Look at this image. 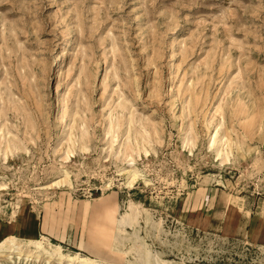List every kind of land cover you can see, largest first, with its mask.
<instances>
[{"label": "rangeland", "instance_id": "obj_1", "mask_svg": "<svg viewBox=\"0 0 264 264\" xmlns=\"http://www.w3.org/2000/svg\"><path fill=\"white\" fill-rule=\"evenodd\" d=\"M129 201L172 264H264V0H0V220L46 248L21 257L152 264L131 225L100 243Z\"/></svg>", "mask_w": 264, "mask_h": 264}, {"label": "bare ground", "instance_id": "obj_2", "mask_svg": "<svg viewBox=\"0 0 264 264\" xmlns=\"http://www.w3.org/2000/svg\"><path fill=\"white\" fill-rule=\"evenodd\" d=\"M62 56L63 54L61 55V57ZM60 117H62V114H60ZM218 154H220V151H217V155ZM136 208L137 206L131 201H129L128 204L126 205L125 211L121 214V216L117 220V233H116V236L113 237L111 248L121 253L122 252L125 253V250H120L119 248V245H120L119 232L125 230V225H131L134 228L131 247L132 248L138 247V253L140 254L144 263L146 261H149L152 264H172L169 261L160 257L158 254L151 253V251L147 248V246L138 243L139 235L136 230V224L138 221V217L136 214L137 213ZM23 244L30 245L35 250L36 249L46 250V248L42 244V241L37 238H33L31 235L22 237L19 234L9 233L0 239V255L6 254V253H16L15 259H9V260L15 261L16 259H18V261H20V259L25 258V264H31L34 262V259L32 257H29V255L24 258L21 257ZM59 247L60 246L57 244L55 245L54 248H51V250H52V253H55V252L59 253V255L62 258L64 254L59 251L60 250ZM67 258H70L73 260V259H78L79 256L69 255ZM79 260H81L83 263H86L90 261L91 259L88 257H81L79 258ZM100 264H103V263L101 262ZM174 264H183V263L178 262Z\"/></svg>", "mask_w": 264, "mask_h": 264}, {"label": "crops", "instance_id": "obj_3", "mask_svg": "<svg viewBox=\"0 0 264 264\" xmlns=\"http://www.w3.org/2000/svg\"><path fill=\"white\" fill-rule=\"evenodd\" d=\"M113 213L109 211L107 217L112 219ZM19 217V220L17 221L18 218H15V220H10V221H5V220H0V239L8 234V233H13V234H19L21 236H26L27 234H30L31 236H36L39 233V216L37 214H30V213H22ZM117 219L114 222L115 224L117 223ZM97 229V234L100 235L101 240L100 243L103 244L104 240L109 241L111 238L112 240L110 241L112 243L113 237L116 231V225L114 229V234L111 236L108 227L106 225H100L96 227ZM40 236H44L43 234H40ZM111 243H110V250L113 252H117L116 250H113L111 248Z\"/></svg>", "mask_w": 264, "mask_h": 264}]
</instances>
